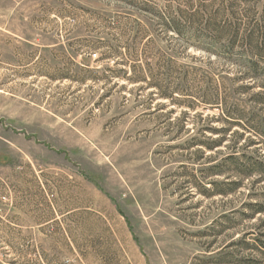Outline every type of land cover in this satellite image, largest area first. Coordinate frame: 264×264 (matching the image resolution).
Masks as SVG:
<instances>
[{
	"label": "rangeland",
	"instance_id": "1",
	"mask_svg": "<svg viewBox=\"0 0 264 264\" xmlns=\"http://www.w3.org/2000/svg\"><path fill=\"white\" fill-rule=\"evenodd\" d=\"M0 264H264V0H0Z\"/></svg>",
	"mask_w": 264,
	"mask_h": 264
},
{
	"label": "trees",
	"instance_id": "2",
	"mask_svg": "<svg viewBox=\"0 0 264 264\" xmlns=\"http://www.w3.org/2000/svg\"><path fill=\"white\" fill-rule=\"evenodd\" d=\"M248 66H250V67H253V68H255V66H256V63L255 62H250L249 63V65ZM241 116H243V115H241ZM233 123L234 122H232V123H230V125H233ZM257 128V127H256ZM226 130H224V132H225ZM222 141L223 140H219L217 143H215L214 145H216V146H220V144L222 143ZM214 145H211L212 147L214 146ZM229 161H231V162H233V164H239L240 165V163H239V161L237 160V157H234V156H231L229 159H228ZM238 166V165H237ZM243 170V169H242ZM219 172H221V170H219ZM243 172L245 173L246 171H244L243 170ZM234 184H237V182H233ZM239 183V182H238Z\"/></svg>",
	"mask_w": 264,
	"mask_h": 264
}]
</instances>
